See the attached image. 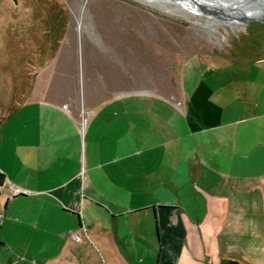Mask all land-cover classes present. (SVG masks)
Here are the masks:
<instances>
[{
  "label": "crops",
  "instance_id": "0c3cea01",
  "mask_svg": "<svg viewBox=\"0 0 264 264\" xmlns=\"http://www.w3.org/2000/svg\"><path fill=\"white\" fill-rule=\"evenodd\" d=\"M187 86L176 103L125 94L85 118L19 104L0 129L1 239L24 196L49 222L92 235L112 262L144 264L137 249L149 246L145 264H225L236 198L264 179V112L225 111L220 86Z\"/></svg>",
  "mask_w": 264,
  "mask_h": 264
},
{
  "label": "rangeland",
  "instance_id": "374dc122",
  "mask_svg": "<svg viewBox=\"0 0 264 264\" xmlns=\"http://www.w3.org/2000/svg\"><path fill=\"white\" fill-rule=\"evenodd\" d=\"M209 1L242 13L202 4L209 16L179 0H0V129L28 101L85 118L125 94L179 102L198 80L227 93L225 111L264 112V0ZM243 190L226 225L225 264H264V179ZM23 197L2 228L0 264H118L92 235L49 222ZM151 248L137 249L145 263L139 251Z\"/></svg>",
  "mask_w": 264,
  "mask_h": 264
},
{
  "label": "bare ground",
  "instance_id": "6f19581e",
  "mask_svg": "<svg viewBox=\"0 0 264 264\" xmlns=\"http://www.w3.org/2000/svg\"><path fill=\"white\" fill-rule=\"evenodd\" d=\"M179 1H181V3H183L184 2V4H188V6L190 5H193V6H201L202 7V4H204L205 5V7H216L217 5V7H220V8H222V9H229V10H231V11H236V12H241L242 13V11H241V9L239 8V7H237V6H233V5H226V4H224V5H221V4H216V3H213L212 1H209V0H207L208 2L207 3H203V2H201V0H179ZM212 2V3H211ZM221 3H224V2H221ZM219 8V9H220ZM202 10L205 12V14L206 15H209V16H212V13H210V12H208V11H205V10H207V9H204L203 7H202ZM222 11V10H221ZM219 12L218 11V13L220 14V16H225V17H229V18H235V17H237L236 15H234L233 13H230V14H227V13H223V12ZM246 13V12H245ZM248 13H249V11H248ZM251 15H253V16H257L258 17V14H256L255 12L252 14V13H250ZM239 15H240V13H239ZM245 16V15H244ZM263 17H264V15H262Z\"/></svg>",
  "mask_w": 264,
  "mask_h": 264
},
{
  "label": "built area",
  "instance_id": "2783aa9c",
  "mask_svg": "<svg viewBox=\"0 0 264 264\" xmlns=\"http://www.w3.org/2000/svg\"><path fill=\"white\" fill-rule=\"evenodd\" d=\"M26 193H27L26 191L14 188L12 195H20V194H26ZM2 219H3V216L0 215V223L2 222Z\"/></svg>",
  "mask_w": 264,
  "mask_h": 264
},
{
  "label": "trees",
  "instance_id": "16d2710c",
  "mask_svg": "<svg viewBox=\"0 0 264 264\" xmlns=\"http://www.w3.org/2000/svg\"><path fill=\"white\" fill-rule=\"evenodd\" d=\"M4 182H5V175L0 171V187L4 184Z\"/></svg>",
  "mask_w": 264,
  "mask_h": 264
},
{
  "label": "water",
  "instance_id": "95a60500",
  "mask_svg": "<svg viewBox=\"0 0 264 264\" xmlns=\"http://www.w3.org/2000/svg\"><path fill=\"white\" fill-rule=\"evenodd\" d=\"M14 3H16V0H12ZM259 21H264V18H258ZM232 264H237L236 262L232 263Z\"/></svg>",
  "mask_w": 264,
  "mask_h": 264
}]
</instances>
